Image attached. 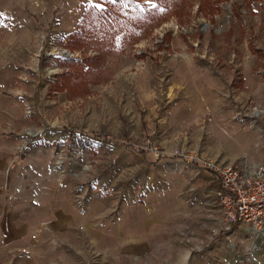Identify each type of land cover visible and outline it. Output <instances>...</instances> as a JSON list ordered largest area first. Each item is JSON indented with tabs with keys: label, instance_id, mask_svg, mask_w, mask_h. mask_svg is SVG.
<instances>
[{
	"label": "rangeland",
	"instance_id": "obj_1",
	"mask_svg": "<svg viewBox=\"0 0 264 264\" xmlns=\"http://www.w3.org/2000/svg\"><path fill=\"white\" fill-rule=\"evenodd\" d=\"M21 8L0 24V264H264L200 166L264 161V0Z\"/></svg>",
	"mask_w": 264,
	"mask_h": 264
},
{
	"label": "built area",
	"instance_id": "obj_2",
	"mask_svg": "<svg viewBox=\"0 0 264 264\" xmlns=\"http://www.w3.org/2000/svg\"><path fill=\"white\" fill-rule=\"evenodd\" d=\"M200 166L218 181V216L224 225L247 224L264 235V161L202 159Z\"/></svg>",
	"mask_w": 264,
	"mask_h": 264
},
{
	"label": "crops",
	"instance_id": "obj_3",
	"mask_svg": "<svg viewBox=\"0 0 264 264\" xmlns=\"http://www.w3.org/2000/svg\"><path fill=\"white\" fill-rule=\"evenodd\" d=\"M59 1L60 0H58V2ZM22 2H23V0H0V24L3 23L4 21L9 22V23L11 22L12 24L25 23V22L28 23L27 22L28 20H26V18H24V15H23V10L21 8ZM27 2H28V0H27ZM64 2H65V0H64ZM47 5H48V8H51V9H56L59 6V4L56 5L55 3L54 4L52 3L51 5H49L47 3ZM67 7H68L67 9L70 10L69 14L71 12L74 13V11H75L74 9H72L69 6H67ZM51 12L54 14L53 11H51ZM46 17L49 18L48 15H46ZM64 21H65V19L61 20V22H64ZM5 137L6 136L4 134H2L1 129H0V185L6 179L5 161L7 160L8 156H10L9 154L11 153V147H12V142L10 140H7ZM0 211L1 212L4 211V207L2 205L1 198H0ZM0 217H1V215H0ZM8 217H10L14 220V226L10 230H15V228L18 226V225H15L16 220H17V214H14V212L11 210L10 212H6V219ZM0 223H1V220H0ZM18 229H19V231L23 230L21 226Z\"/></svg>",
	"mask_w": 264,
	"mask_h": 264
},
{
	"label": "trees",
	"instance_id": "obj_4",
	"mask_svg": "<svg viewBox=\"0 0 264 264\" xmlns=\"http://www.w3.org/2000/svg\"><path fill=\"white\" fill-rule=\"evenodd\" d=\"M94 5H90V7H93Z\"/></svg>",
	"mask_w": 264,
	"mask_h": 264
},
{
	"label": "bare ground",
	"instance_id": "obj_5",
	"mask_svg": "<svg viewBox=\"0 0 264 264\" xmlns=\"http://www.w3.org/2000/svg\"><path fill=\"white\" fill-rule=\"evenodd\" d=\"M49 72H51V70Z\"/></svg>",
	"mask_w": 264,
	"mask_h": 264
}]
</instances>
